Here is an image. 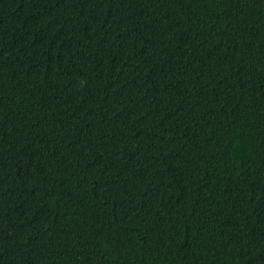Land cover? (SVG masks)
Listing matches in <instances>:
<instances>
[{"label":"trees","instance_id":"16d2710c","mask_svg":"<svg viewBox=\"0 0 264 264\" xmlns=\"http://www.w3.org/2000/svg\"><path fill=\"white\" fill-rule=\"evenodd\" d=\"M0 264H264V0H0Z\"/></svg>","mask_w":264,"mask_h":264}]
</instances>
